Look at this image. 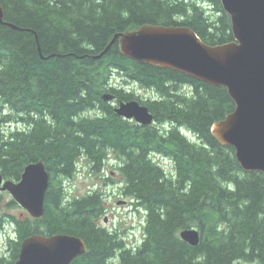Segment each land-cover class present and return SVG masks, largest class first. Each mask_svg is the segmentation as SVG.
<instances>
[{
	"label": "trees",
	"instance_id": "obj_1",
	"mask_svg": "<svg viewBox=\"0 0 264 264\" xmlns=\"http://www.w3.org/2000/svg\"><path fill=\"white\" fill-rule=\"evenodd\" d=\"M0 4L3 20L19 27L0 22V170L4 178L18 180L27 163L42 160L50 176L44 214L11 216L15 231L0 264H14L25 237L55 233L85 243V252L69 264H114L115 257L126 264H264V173L243 170L234 148L221 145L210 131L234 109L227 89L136 62L117 42L93 57L114 33L144 23L186 25L210 44L231 41L220 0ZM118 77L122 83L114 85L111 79ZM128 82L154 90L155 97L140 100L124 86ZM105 93H113L116 102L138 100L154 122L123 118L112 101L102 99ZM18 122L25 128H3ZM108 153L119 160L122 193L144 211V235L134 247L99 224L102 192L67 200L58 179L72 176L80 157L100 169ZM154 155L172 161L171 175ZM189 227L200 231L196 246L179 236Z\"/></svg>",
	"mask_w": 264,
	"mask_h": 264
},
{
	"label": "water",
	"instance_id": "obj_2",
	"mask_svg": "<svg viewBox=\"0 0 264 264\" xmlns=\"http://www.w3.org/2000/svg\"><path fill=\"white\" fill-rule=\"evenodd\" d=\"M220 1L230 18L231 41L210 44L186 25L144 23L114 33L104 49L93 57L100 58L117 42L120 52L136 62L169 68L213 86H224L235 106L211 124V134L221 145L234 148L235 158L243 170L264 173V0ZM3 18L0 4V22L19 29ZM38 52L46 58L39 45ZM102 99L112 101L114 111L125 119L143 125L154 122L148 107L136 99L115 102L113 93L103 94ZM49 177L42 160L32 161L24 166L16 181L4 178L0 170V190L8 191L31 217L39 218L44 214ZM124 202L121 200L118 204ZM179 236L196 246L200 231L195 227L184 228ZM85 250L83 239L76 235L31 234L21 241L14 264H69Z\"/></svg>",
	"mask_w": 264,
	"mask_h": 264
},
{
	"label": "rangeland",
	"instance_id": "obj_3",
	"mask_svg": "<svg viewBox=\"0 0 264 264\" xmlns=\"http://www.w3.org/2000/svg\"><path fill=\"white\" fill-rule=\"evenodd\" d=\"M111 82L117 85L121 84L122 80L119 77L112 78ZM124 86L129 87L140 100L155 97L156 94L154 90L141 87L135 82H128ZM88 113L91 114L93 111H88ZM23 127L25 128L21 122L3 126L7 133L11 132L10 129L14 132ZM154 157L164 167L167 174L173 173V163L169 158L162 155H154ZM119 164V160L111 153H108L100 169L94 168L92 162L86 157H80L77 160L74 174L69 177L60 176L58 179L62 180L67 200L83 196L93 190L102 192L105 213L100 217L99 224L124 237V242L128 247H134L141 242L144 235V211L133 205L131 198L122 193L123 183L118 171ZM12 180L16 181V179ZM121 200L125 202L118 204ZM13 201L8 191L0 190V257L7 254V236L12 235L13 231L10 223L11 216L19 218L30 216L24 208ZM105 218L106 221H104ZM112 262L120 263L117 257L113 258ZM242 264L248 263L242 262Z\"/></svg>",
	"mask_w": 264,
	"mask_h": 264
},
{
	"label": "flooded vegetation",
	"instance_id": "obj_4",
	"mask_svg": "<svg viewBox=\"0 0 264 264\" xmlns=\"http://www.w3.org/2000/svg\"><path fill=\"white\" fill-rule=\"evenodd\" d=\"M0 220H1V217H0ZM10 223L12 224V227H13L12 234H14V231H15V226H14V222H13V220H12V219L10 220Z\"/></svg>",
	"mask_w": 264,
	"mask_h": 264
}]
</instances>
